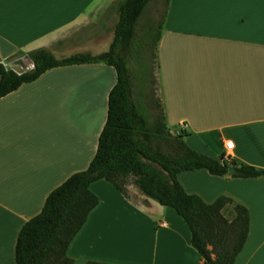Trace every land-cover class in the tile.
<instances>
[{
    "label": "crops",
    "instance_id": "1",
    "mask_svg": "<svg viewBox=\"0 0 264 264\" xmlns=\"http://www.w3.org/2000/svg\"><path fill=\"white\" fill-rule=\"evenodd\" d=\"M117 2L3 0L0 63L20 74L33 69L24 62L35 50L57 59L106 52ZM163 3L156 58L164 129L199 154L264 170V0ZM115 80L104 64L58 67L0 98V264H15L21 227L90 165ZM176 180L207 204L225 197L245 208L247 234L234 264H264V176L197 170ZM89 190L98 204L68 246L72 264H204L172 209L132 184L121 193L98 180Z\"/></svg>",
    "mask_w": 264,
    "mask_h": 264
},
{
    "label": "trees",
    "instance_id": "2",
    "mask_svg": "<svg viewBox=\"0 0 264 264\" xmlns=\"http://www.w3.org/2000/svg\"><path fill=\"white\" fill-rule=\"evenodd\" d=\"M150 1L125 0L119 7L115 45L107 53L57 59L49 51L39 49L27 54L33 69L20 74L0 63V98L58 67L104 64L112 67L116 75L108 93L106 121L90 165L54 189L41 211L21 227L14 248L15 264H72L66 255L68 246L98 204L89 186L105 180L122 193L118 181L128 176L135 177V186L143 195L172 209L182 219L189 229L191 246L204 264H234L241 251L248 228L246 209L233 205L235 219L228 223L222 209L231 204L229 199L219 197L207 204L197 195L186 193L176 177L197 170L223 177L233 168L236 173L232 177L246 179L263 177L264 170L238 164L224 154L219 159L199 154L182 142L181 135V155L168 160L149 151L138 137L140 133L144 137L147 131L144 121L135 113L126 67L116 58L114 47L131 38L134 24Z\"/></svg>",
    "mask_w": 264,
    "mask_h": 264
},
{
    "label": "rangeland",
    "instance_id": "3",
    "mask_svg": "<svg viewBox=\"0 0 264 264\" xmlns=\"http://www.w3.org/2000/svg\"><path fill=\"white\" fill-rule=\"evenodd\" d=\"M125 0H118L117 11ZM162 5V6H161ZM163 0H151L143 9L141 16L133 26L132 36L125 42L116 44L114 53L126 67V75L131 91V102L135 107V113L144 121L145 136L140 133L139 139L152 153L160 154L168 160L178 158L182 153L180 133L173 134L164 129L159 112V93L157 79L156 42L159 36L163 16ZM116 27V25H115ZM115 28L113 38L107 53L115 45ZM100 53L98 55H101ZM76 55H89L82 53ZM32 64L29 58L24 62ZM157 130V131H156ZM156 133L154 134V132ZM135 177L128 176L120 179L124 193L126 186H135ZM136 187V186H135ZM137 188V187H136ZM222 216L228 223L235 219L233 205L226 204L222 209Z\"/></svg>",
    "mask_w": 264,
    "mask_h": 264
},
{
    "label": "built area",
    "instance_id": "4",
    "mask_svg": "<svg viewBox=\"0 0 264 264\" xmlns=\"http://www.w3.org/2000/svg\"><path fill=\"white\" fill-rule=\"evenodd\" d=\"M232 147H233V144H232L231 141H226V142H224V148H225L226 150H230V149H232Z\"/></svg>",
    "mask_w": 264,
    "mask_h": 264
},
{
    "label": "water",
    "instance_id": "5",
    "mask_svg": "<svg viewBox=\"0 0 264 264\" xmlns=\"http://www.w3.org/2000/svg\"><path fill=\"white\" fill-rule=\"evenodd\" d=\"M236 173V171H235V169H233V168H229L228 170H227V174H229V175H234Z\"/></svg>",
    "mask_w": 264,
    "mask_h": 264
},
{
    "label": "snow or ice",
    "instance_id": "6",
    "mask_svg": "<svg viewBox=\"0 0 264 264\" xmlns=\"http://www.w3.org/2000/svg\"><path fill=\"white\" fill-rule=\"evenodd\" d=\"M3 0H0V4H2Z\"/></svg>",
    "mask_w": 264,
    "mask_h": 264
}]
</instances>
